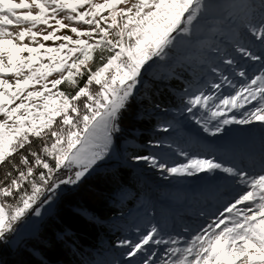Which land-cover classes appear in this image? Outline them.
<instances>
[{"label": "snow or ice", "instance_id": "1", "mask_svg": "<svg viewBox=\"0 0 264 264\" xmlns=\"http://www.w3.org/2000/svg\"><path fill=\"white\" fill-rule=\"evenodd\" d=\"M64 29L73 35L57 34ZM180 46L197 51L182 59L204 76L195 92L185 89L181 115L212 137L228 125L264 131V0H0V166L12 169L0 181V241L110 155L123 113L149 87L144 77L158 79L152 69ZM179 155L185 162L172 166L154 155L133 160L169 177L222 174L235 197L187 239L157 224L137 227L136 239L116 244L124 251L114 264H264V158L254 172Z\"/></svg>", "mask_w": 264, "mask_h": 264}, {"label": "rangeland", "instance_id": "2", "mask_svg": "<svg viewBox=\"0 0 264 264\" xmlns=\"http://www.w3.org/2000/svg\"><path fill=\"white\" fill-rule=\"evenodd\" d=\"M97 2H103V0H97ZM213 2H222V0H213ZM104 15H107V13H104ZM65 23H68V21H65ZM44 27L43 25L40 26V28ZM12 30L18 31L19 29L13 28ZM57 34L73 35L67 29ZM208 35L205 26L204 36L207 37ZM214 39L220 42L222 37L217 36ZM27 42L26 39L25 43ZM45 43L46 46H55L52 41ZM59 43L60 41L55 42L56 45ZM96 55L98 57L99 54ZM170 55L172 59L159 62L158 66L153 69L161 70L164 74L173 76L175 75L174 69L179 70L182 65L186 66L187 69L184 70V74L175 76L184 83L185 88H169L168 90L170 94L178 99L180 106L172 109L154 107L147 110L157 119L159 128L146 131L148 134L145 135L148 140L140 148H129L127 140H123L121 137V135L124 136L121 128L119 142L114 146L113 151L105 160L99 162L90 174L86 175V177H89L96 171L109 167V164L114 161V166L122 164L131 167L138 176L136 177L137 186H135L137 194L132 196L134 202L130 203L121 215L106 220L112 226L115 236L109 252L98 253L95 255L96 260L94 263L89 264H114L115 261L121 260L120 253L124 249L117 248L116 244L125 238L136 239L137 227L144 230L151 224H157L168 233L187 239L198 232L202 226H206L215 217L218 209H222L236 195L233 187L219 178L222 174H217L216 178H209L205 174L183 178L169 177L167 173L151 168L144 162L137 163L133 160L134 156L142 154H137L136 150L133 149L145 150L147 153L143 155H154L169 166L185 162V158L179 155V152L183 151L189 157L209 159L215 157L225 164L247 167L249 171H260L261 161L264 158V131L259 125H228L222 134L212 137L204 133L190 119L187 112L181 115L180 109L183 107L182 99L184 98L185 89H189L190 93L196 91L199 86L198 81L202 82L204 79L201 73L203 66L196 61L191 63L183 61L182 58L185 56L199 55L193 48L180 46L177 51ZM213 55L209 54V59H212ZM95 61L90 65L91 67L95 66ZM97 61L99 62L98 59ZM146 77L147 75L144 77L145 81ZM61 88L66 92L73 91L66 85H62ZM233 112H235L234 109L227 113L229 118L233 115ZM235 114L237 117L240 115L239 112ZM169 124L171 127L168 132L159 130L162 126ZM153 144H163L165 146L156 148L152 146ZM168 144L173 147L169 149ZM67 175L68 173L62 171L58 178H64ZM76 186L62 185L57 190L51 203L41 207L39 217L29 212L25 218H22L14 226L15 231L7 235L4 241H0V262L6 250L12 251L22 245L30 236L36 235L42 222L53 215L60 195ZM125 199L126 197H123L122 202H125ZM132 205L133 207H131ZM185 228L188 229L187 232L184 231Z\"/></svg>", "mask_w": 264, "mask_h": 264}, {"label": "trees", "instance_id": "3", "mask_svg": "<svg viewBox=\"0 0 264 264\" xmlns=\"http://www.w3.org/2000/svg\"><path fill=\"white\" fill-rule=\"evenodd\" d=\"M97 63L96 59L94 65ZM186 69L185 65L179 70L174 69L173 76L153 69V75L159 78L146 77L148 89L140 88V95L121 119L124 132L121 137L127 140L129 148L144 146L148 140L146 131L159 128L157 119L148 113V109L156 105L168 109L180 106L178 99L168 90L183 89L184 83L175 76L184 74ZM40 144V140L34 139L32 150L38 151ZM133 150L137 154L147 153L141 149ZM22 151L27 155V148ZM15 159L18 163L19 157ZM114 163L62 193L53 215L42 222L38 233L16 249L6 250L0 264H89L94 263L98 253L109 252L115 236L106 220L121 215L134 202L132 196L137 194L135 186L138 177L131 167L122 164L114 166ZM11 170L10 165L7 168L0 166V181L7 183L5 172ZM123 197H126L125 202H122ZM6 200L13 203L12 198Z\"/></svg>", "mask_w": 264, "mask_h": 264}]
</instances>
